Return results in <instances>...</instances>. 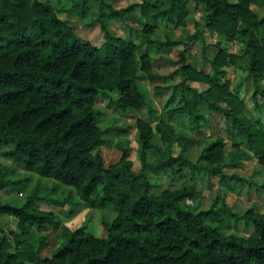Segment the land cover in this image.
<instances>
[{"label": "trees", "instance_id": "trees-1", "mask_svg": "<svg viewBox=\"0 0 264 264\" xmlns=\"http://www.w3.org/2000/svg\"><path fill=\"white\" fill-rule=\"evenodd\" d=\"M197 1L205 10V26L234 34L242 44L241 52L235 54L219 47L208 58L211 72L206 73L185 63L179 51L177 70L182 79L164 86L169 93L157 113L137 83L138 68H147L151 58L141 54L139 66L137 44L112 33L105 17L121 19L137 4L140 14L149 20L164 18L175 24H196L188 18L183 0H140L124 7L100 0L93 20L99 23L102 33L99 45L82 40L47 1L0 0V155L26 171L73 187L75 201L66 195L47 196L59 205L82 202L90 207L111 205L116 210L111 219L101 221L104 236H93L84 231V226L70 229L63 225V239L49 255L41 256L38 248L43 240L32 247L29 224L56 227L59 216L36 207L35 200L42 196L33 191L20 203L0 200V213L15 216L18 226L12 238L0 233V264H264V209L251 204L242 214H236L226 205L195 209L180 204L182 198L194 193L192 183L152 190L149 173L167 169L176 173L186 169L190 177L204 173L208 180L216 176L222 183L245 181L242 176L222 171L220 138L205 144L195 159L181 151L172 154V142L185 137L173 130L170 121L185 113L193 125H198L203 115L196 112L195 101H203L207 109L227 118L249 150L264 152V127L242 112L244 103L229 89V81L220 80L223 65L245 62L252 100L261 93L264 0ZM87 2L73 0L75 11L83 15ZM250 3L263 8L260 16L249 7ZM193 35L185 34L188 38ZM179 43L185 45L179 37L155 42L160 48ZM185 80L207 85L197 90ZM188 92L194 100H189ZM98 95L119 110L146 106L148 120L135 122L140 160L137 170L131 168L126 148L120 144L117 160L103 162L96 148L103 142V134L125 127L97 124L100 110L93 103ZM154 136L162 145L158 148L161 156L151 162L146 151L154 146ZM248 156L246 150H237L231 161ZM27 179V175L9 177L7 165L0 162V189L22 186ZM221 213L250 224V233L223 234Z\"/></svg>", "mask_w": 264, "mask_h": 264}, {"label": "rangeland", "instance_id": "rangeland-1", "mask_svg": "<svg viewBox=\"0 0 264 264\" xmlns=\"http://www.w3.org/2000/svg\"><path fill=\"white\" fill-rule=\"evenodd\" d=\"M43 1L51 3L56 10V14L61 18H65L82 40L89 41L94 45L100 44L102 33L99 23L93 21L100 0H88L83 15L75 11L73 0ZM103 1L111 2L113 7H124L140 0ZM183 2L188 8V18L195 20L196 24L191 21L185 25L175 24L164 18H157L154 21L149 20L140 14L137 4H134L128 10L127 16L121 19L105 17L107 26L112 33L124 38L129 37L137 44L136 54L139 66L141 65V54L145 53L151 58L150 65L147 68L143 66L138 68L137 83L145 99L151 106L156 108L157 113H159L169 93V89L164 88V86L182 79V74L177 70L180 63L179 51L184 54L185 63H189L195 69L203 70L206 73L211 72L208 58H211L219 47L235 54L241 52L242 44L234 34L209 30L205 26V10L201 2L197 0H183ZM249 7L258 16L263 12V8L254 3H250ZM147 24L149 28L146 27ZM187 33H194V35L188 38L185 36ZM177 37L181 38L185 45L179 43L160 48L155 44V42L166 38ZM244 64L245 62L241 65H223L224 72L220 76V80L226 79L229 81V89L244 103L242 112L250 120L259 122L264 127V71L262 72V78L259 80L261 93H256L255 101H253L251 97L252 83ZM185 82L190 86H194L197 90H201L207 85L205 82L198 80H185ZM111 95L116 96V91H111ZM188 96L190 101L194 100L190 92H188ZM93 104L100 110L96 120L99 126L125 127V130L122 131L109 129L103 134V142L96 146L103 162L106 164L117 160L120 154L118 144H120L126 148L127 158L131 161V168L137 170L140 167V160L135 138V122L137 119L148 120L146 106L119 110L100 95L96 97ZM193 106L196 112L203 115V118L199 119L198 125H193L185 113L177 115L170 121L173 130L180 132L185 137L172 142V154L181 151L190 159H195L205 144L210 140L220 138L224 154L222 171L242 176L245 181L222 183L217 180L216 176H212L208 180L204 173H198L196 176L190 177L186 169H182L179 173L167 169L149 173V178L154 183L152 190L159 192L162 189L192 183L194 193L190 197L182 198L179 201L180 204L195 209L226 205L236 214H242L251 204L255 205L258 210L264 209V152L249 150L237 130L231 127L230 121L220 112L207 109L203 101H195ZM153 122L151 121L150 124L153 125ZM153 143L154 146L146 151L147 159L151 162L161 156L158 148L162 147L156 136L153 137ZM237 150H246L249 156L237 157L235 161H231V157L235 156ZM0 162L7 165L9 177L28 176L27 181L22 186L9 185L1 188L0 200L20 203L33 191L42 196L35 200L34 205L43 210H50L60 218V224L56 227L45 225L38 228L33 224H29V240L32 242V247L38 246L40 240H43V244L38 248L39 255H49L63 239L61 231L63 225L70 229L84 226L85 232L96 237L105 235V229L101 221L102 219H111L115 215L116 210L111 205L90 207L82 202L74 204L70 201L59 205L47 199V196L61 198L66 195L69 200L75 201L77 195L73 187L51 177L39 176L34 172L26 171L12 162L11 159L2 155H0ZM248 180L251 181L250 184L246 183ZM97 191H100V185L97 187ZM71 210L73 211L70 212ZM221 217L224 219V227L221 229L223 234L250 233L251 225L242 219L234 220L225 213H221ZM16 231H18L16 217L8 213H0V233L12 238Z\"/></svg>", "mask_w": 264, "mask_h": 264}]
</instances>
